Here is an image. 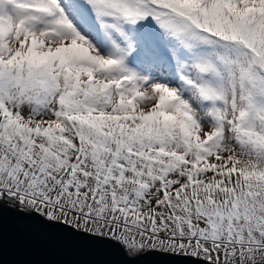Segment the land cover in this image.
Here are the masks:
<instances>
[{
    "label": "snow or ice",
    "instance_id": "obj_1",
    "mask_svg": "<svg viewBox=\"0 0 264 264\" xmlns=\"http://www.w3.org/2000/svg\"><path fill=\"white\" fill-rule=\"evenodd\" d=\"M3 211L264 264V0H0Z\"/></svg>",
    "mask_w": 264,
    "mask_h": 264
},
{
    "label": "water",
    "instance_id": "obj_2",
    "mask_svg": "<svg viewBox=\"0 0 264 264\" xmlns=\"http://www.w3.org/2000/svg\"><path fill=\"white\" fill-rule=\"evenodd\" d=\"M58 227L63 226L0 212V264H133L115 246ZM137 259L141 264H196L190 257L154 251Z\"/></svg>",
    "mask_w": 264,
    "mask_h": 264
}]
</instances>
